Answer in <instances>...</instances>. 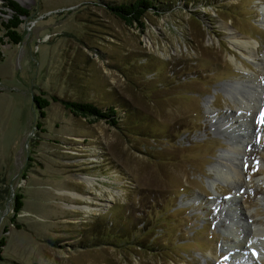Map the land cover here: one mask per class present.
<instances>
[{"label":"rangeland","instance_id":"rangeland-1","mask_svg":"<svg viewBox=\"0 0 264 264\" xmlns=\"http://www.w3.org/2000/svg\"><path fill=\"white\" fill-rule=\"evenodd\" d=\"M105 1L128 0H18L16 45L0 0V264H264V0H161L142 26ZM53 96L115 104L123 128ZM121 220L132 244L84 246Z\"/></svg>","mask_w":264,"mask_h":264},{"label":"trees","instance_id":"trees-1","mask_svg":"<svg viewBox=\"0 0 264 264\" xmlns=\"http://www.w3.org/2000/svg\"><path fill=\"white\" fill-rule=\"evenodd\" d=\"M7 3V7L13 12V16L7 21L4 22L5 34L4 38H8L9 43L20 44L22 41V34L19 31L21 24L23 23V17L30 16V10L22 6L16 0H4ZM109 10L112 11L117 17L122 19L128 25H134L138 23L141 26L143 25V19L146 17L147 13L151 10L159 11L161 4L164 3L161 0H128V1H119L118 3H109L105 1ZM4 38H0V42L4 45L6 42ZM2 60V50L0 48V61ZM53 101H61L64 104V107L70 111L75 116H81L84 118H93L96 120H104L108 125L123 128L121 122L126 119L127 112H120L119 107L115 104H104L99 105L92 101H81V100H71V99H62L58 96H53ZM51 100L42 97L41 95H35L33 97V104L40 110L41 116L46 115V109L50 106ZM122 111V110H121ZM124 111V110H123ZM130 119H135L129 115ZM39 126V125H38ZM25 204L24 196L22 194H17L12 208L13 216L11 218L12 223L18 229L22 228V223L17 221L19 212L23 209ZM117 222V221H116ZM112 222L108 228L102 226V222L98 223L96 230H92V239H88L83 242L84 246L95 242L96 245H114L115 247H122L124 245H130L133 243V231L130 228H127V221H120L118 223ZM133 222V221H132ZM120 225L116 229V225ZM134 224V223H133ZM102 226V227H101ZM135 228V226H133ZM132 228V230H133ZM108 229V230H106ZM5 231H8V228H5ZM144 246V242H138ZM6 246V238L2 237L0 239V261L4 260L3 249Z\"/></svg>","mask_w":264,"mask_h":264},{"label":"bare ground","instance_id":"bare-ground-1","mask_svg":"<svg viewBox=\"0 0 264 264\" xmlns=\"http://www.w3.org/2000/svg\"><path fill=\"white\" fill-rule=\"evenodd\" d=\"M226 29L230 33L231 43L235 48L240 50L246 57H252L255 55V50L257 49L256 44H254L252 41L242 38V36L238 35L237 32H234V31L230 32V30H228L229 29L228 27H226ZM258 225L259 226L254 225L252 227L253 236L255 238L264 236V226H262L261 224H258ZM256 239L253 238L250 240L251 245L253 246L257 245ZM255 254H257V252H255ZM255 254L254 256H256ZM257 259L261 260L262 259L261 255L258 256Z\"/></svg>","mask_w":264,"mask_h":264},{"label":"snow or ice","instance_id":"snow-or-ice-1","mask_svg":"<svg viewBox=\"0 0 264 264\" xmlns=\"http://www.w3.org/2000/svg\"><path fill=\"white\" fill-rule=\"evenodd\" d=\"M258 123L264 125V109L261 110L260 116L258 118ZM257 142H259V137L257 138ZM247 167V165H245Z\"/></svg>","mask_w":264,"mask_h":264},{"label":"water","instance_id":"water-1","mask_svg":"<svg viewBox=\"0 0 264 264\" xmlns=\"http://www.w3.org/2000/svg\"><path fill=\"white\" fill-rule=\"evenodd\" d=\"M16 1H18V0H16Z\"/></svg>","mask_w":264,"mask_h":264}]
</instances>
